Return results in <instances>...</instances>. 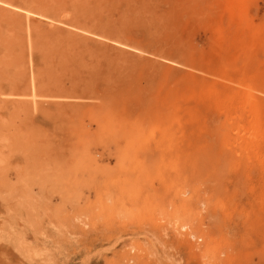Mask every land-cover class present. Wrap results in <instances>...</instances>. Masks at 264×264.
Masks as SVG:
<instances>
[{"label": "rangeland", "instance_id": "rangeland-1", "mask_svg": "<svg viewBox=\"0 0 264 264\" xmlns=\"http://www.w3.org/2000/svg\"><path fill=\"white\" fill-rule=\"evenodd\" d=\"M11 1L67 24L0 15V264H264V0Z\"/></svg>", "mask_w": 264, "mask_h": 264}, {"label": "bare ground", "instance_id": "bare-ground-1", "mask_svg": "<svg viewBox=\"0 0 264 264\" xmlns=\"http://www.w3.org/2000/svg\"><path fill=\"white\" fill-rule=\"evenodd\" d=\"M27 6V7H26ZM40 8H42L41 6H38L34 3H32L31 5H16L14 4L11 0H0V15H7L9 16L10 19H13L15 20L17 18L18 20V29L20 28L21 30L20 31H23V29L25 28V31H26V40L29 44V47L31 48V50H37L38 49V44L39 42H43V38L40 40V36H39V26H40V23H45L47 26L49 27H54L52 29H50L54 34L58 33L60 31V24L56 26V23H61L63 24L65 21L63 19H59L58 18V21H54V18H50L48 17ZM4 18V17H3ZM6 18V16H5ZM40 18L42 19H46V20H41ZM9 19V21H10ZM11 20V21H13ZM26 20V21H25ZM10 21V22H11ZM14 22V21H13ZM55 24H54V23ZM67 24L66 22L63 24L65 25ZM68 27H69V23H68ZM71 28H75L76 30H80L82 32H85V33H88L89 34V29L83 27H77V26H70ZM17 31V30H16ZM49 31V30H48ZM69 31V35L73 32H71L70 30ZM18 32V31H17ZM71 32V33H70ZM91 32V31H90ZM77 35V33L75 32L74 35ZM105 37L107 38H110L109 36H106L104 34ZM102 37V39H106L105 37ZM20 39V38H19ZM45 40V39H44ZM110 41V39H108ZM23 41V40H22ZM21 41V44H25V42H22ZM18 43V42H17ZM105 43V42H104ZM117 43V42H116ZM122 43V42H121ZM119 44V45H122V44ZM106 45L110 46V44L108 43H105ZM17 45V44H16ZM19 45V44H18ZM21 46V45H20ZM23 47V46H21ZM25 48H26V45H25ZM22 50V49H21ZM30 50V49H29ZM30 50V52H31ZM24 54V53H23ZM22 54V58H24ZM21 58V59H22ZM32 58V57H31ZM31 58L29 60H31ZM33 61V60H32ZM22 63V62H21ZM23 72V71H22ZM28 73L27 71H24V73L21 74V76H19L20 78L15 80V81H12L13 82V89L12 90H16L14 95L18 96V97H25L26 96V93L25 91H28L30 90L31 93H30V96H33L31 100H28V99H16V100H11L10 98V102H11V105L12 107L14 108H23V110H25L24 108H33V110L35 109H41L42 111L43 108L47 105H43L44 102H38L36 101V97H45L47 94H45V91H47V89H45V87L41 86V84L39 85L38 82L36 83L35 79H30L29 76L26 74ZM248 88V87H246ZM1 89V88H0ZM250 89V87H249ZM214 93H216L213 89H211ZM11 92V91H10ZM224 93H227V94H230V95H234L232 92L230 91H223ZM12 93V92H11ZM4 94V93H3ZM28 95V94H27ZM10 96H13V95H10ZM28 97V96H26ZM68 97V96H67ZM5 98V97H4ZM47 98V97H46ZM81 97H79L80 99ZM241 102H240V105H241V108L244 109V111H246V116H247V127H244L242 126V128L244 129L243 132H245V134L241 137L242 140H245L244 142V149L245 150H248L250 148V144H251V141L254 139V137H250L247 132L248 130H251L253 129L252 126L253 125V120L254 119H257V115H259L260 113L262 114V108H264V99H257L250 91L248 90H245L242 92L241 94ZM1 99V98H0ZM7 98H5L6 100ZM55 99V98H54ZM4 100V102H5ZM8 100V99H7ZM6 100V101H7ZM39 100V99H38ZM43 100V98H42ZM60 100V99H59ZM46 103L49 102V101H45ZM7 104V102L5 103ZM49 105V104H48ZM81 105V102L79 101H62V102H55L54 103V107H59L60 110H62L63 108L67 107V108H74L75 106H79ZM225 105H228V106H225V110L229 109L230 106L229 104H226ZM3 106V105H2ZM44 106V107H43ZM51 106V105H50ZM48 107V106H46ZM62 108V109H61ZM46 109V108H45ZM90 109V108H89ZM91 110V109H90ZM103 110V109H101ZM100 110V111H101ZM21 111V110H20ZM26 111V110H25ZM30 111V110H29ZM61 112V111H60ZM24 113V111H23ZM31 113V111H30ZM35 113V111H34ZM41 114V113H40ZM89 114V113H88ZM91 114V113H90ZM91 117V116H90ZM37 118V117H36ZM250 120V121H249ZM29 121V120H28ZM246 121V120H245ZM256 121V120H254ZM246 126V125H245ZM76 132V131H75ZM74 138V137H73ZM75 141V140H74ZM58 149V148H57ZM255 150V149H253ZM249 151V150H248ZM256 151V150H255ZM253 152V151H252ZM67 162V161H66ZM72 165V164H71ZM25 176V174H24ZM2 179V178H1ZM56 185V184H55ZM13 225V224H12ZM15 225V224H14ZM20 225V224H19ZM16 227V226H15ZM19 228V227H18ZM14 230V229H13ZM23 230V229H22ZM36 230V229H35ZM25 231V230H24ZM23 233V232H22ZM25 233V232H24ZM33 233V232H32ZM41 234V237L39 236H34L33 234V237H35L34 239L37 240V242H44L45 241V236L44 233L42 235V233H39ZM26 235H28L27 231H26ZM24 251V250H23ZM25 254V253H24ZM12 261V260H11Z\"/></svg>", "mask_w": 264, "mask_h": 264}]
</instances>
